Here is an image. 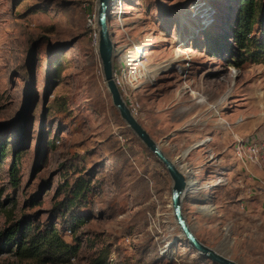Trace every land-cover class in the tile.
Instances as JSON below:
<instances>
[{
	"label": "rangeland",
	"instance_id": "obj_1",
	"mask_svg": "<svg viewBox=\"0 0 264 264\" xmlns=\"http://www.w3.org/2000/svg\"><path fill=\"white\" fill-rule=\"evenodd\" d=\"M211 1L110 0L115 47L131 55L130 43L143 46L140 58L148 75L158 76L137 91L135 117L142 126L153 123L157 88H180L186 82L190 90L184 93L223 116H239L242 133L229 123L231 134L264 141V64L238 68L225 53L209 51L208 38L219 32L210 30L216 21ZM217 1L225 7L232 0ZM96 4L0 0V139L5 140L0 233L23 220L41 229L53 224L67 242L79 244L68 261L54 264H95L97 258L103 264H215L181 236L172 213L170 176L112 103L98 42L86 23L87 14L96 10L97 15ZM13 165L18 181L9 174ZM79 176L90 179L93 189L75 210L87 221L72 235L68 213L53 208L63 197V184ZM193 178L197 191L203 186ZM210 185L215 183L204 187ZM214 192L222 198L209 216L199 212L203 203L194 192L182 201L197 238L238 264H264V199L241 203L223 187ZM0 264L52 263L19 259L8 248Z\"/></svg>",
	"mask_w": 264,
	"mask_h": 264
},
{
	"label": "crops",
	"instance_id": "obj_2",
	"mask_svg": "<svg viewBox=\"0 0 264 264\" xmlns=\"http://www.w3.org/2000/svg\"><path fill=\"white\" fill-rule=\"evenodd\" d=\"M179 90L171 84L157 88L154 125L143 127L169 158L182 163L180 166L185 174L189 175V168L196 171L195 178L203 186L192 193L203 203L199 212L204 216L213 213L222 198V195L216 196L214 190L220 187L241 203L250 197L262 196L263 190L258 189H261L260 181L264 180V170L252 167L254 177H247L233 156V137L225 125L230 123V127L233 125V129L241 134L239 116H223L216 109L213 111L208 102ZM220 118L226 120V124ZM216 169L221 171L226 182L214 185L216 188L204 187L215 183L220 176L214 173Z\"/></svg>",
	"mask_w": 264,
	"mask_h": 264
},
{
	"label": "trees",
	"instance_id": "obj_3",
	"mask_svg": "<svg viewBox=\"0 0 264 264\" xmlns=\"http://www.w3.org/2000/svg\"><path fill=\"white\" fill-rule=\"evenodd\" d=\"M209 4L216 14V21L210 30L217 28L219 31L216 37L208 38L211 43L209 51L225 53L238 68L246 63L264 64V0H232L225 7L217 0ZM4 141L0 139V158L5 155ZM9 174L12 180L18 181V168L15 165ZM92 189L91 180L83 176L77 177L72 183L66 181L60 189L63 197L53 209L68 213L69 220L66 223L72 235L87 221L85 215L75 213V210L85 205ZM59 217L63 218V214ZM8 248H14L19 259L54 264L68 261L77 253L79 244L67 242L53 224L41 229L23 220L11 224L0 233V254ZM95 264L103 262L97 258Z\"/></svg>",
	"mask_w": 264,
	"mask_h": 264
},
{
	"label": "water",
	"instance_id": "obj_4",
	"mask_svg": "<svg viewBox=\"0 0 264 264\" xmlns=\"http://www.w3.org/2000/svg\"><path fill=\"white\" fill-rule=\"evenodd\" d=\"M110 0H97L96 26L98 32L97 54L100 60L104 83L110 93L111 100L118 110L120 117L132 132L140 139L144 146L161 162L172 180L170 201L173 217L180 230L181 236L199 255L211 260L215 264H238L236 261L219 253L217 249L202 243L195 235L183 213L182 201L186 197L188 174L182 171V163L169 158L161 146L145 130L141 123L133 116L123 100L121 93L113 79L115 64V44L110 31L108 11ZM181 165V166H180Z\"/></svg>",
	"mask_w": 264,
	"mask_h": 264
},
{
	"label": "built area",
	"instance_id": "obj_5",
	"mask_svg": "<svg viewBox=\"0 0 264 264\" xmlns=\"http://www.w3.org/2000/svg\"><path fill=\"white\" fill-rule=\"evenodd\" d=\"M86 23L88 27L92 28L96 44L98 42L96 10L91 14H87ZM130 45L134 49L131 55L123 54L120 48L115 47L116 61L114 64L113 79L123 100L135 117L138 115L140 109V104L135 98L137 91H139L144 81H156V79H153L148 75V66H146L142 61V58H140V56L145 53V48L143 46L135 45L133 42L130 43ZM185 76L186 72H183L182 77ZM188 90H190V85L186 84V82L182 83L179 92H185ZM238 121L240 122L241 120ZM226 125L229 126L228 124ZM232 137L233 141L231 147L233 150V156L237 164L240 165L243 174L247 177H254L252 167L264 170V141L258 140L259 138L257 135L244 138L236 133H232ZM206 139H209V137ZM219 178L215 181V185L224 182V180ZM259 186L261 189L258 190H263L264 192V180L260 181ZM261 197L264 199V194Z\"/></svg>",
	"mask_w": 264,
	"mask_h": 264
},
{
	"label": "bare ground",
	"instance_id": "obj_6",
	"mask_svg": "<svg viewBox=\"0 0 264 264\" xmlns=\"http://www.w3.org/2000/svg\"><path fill=\"white\" fill-rule=\"evenodd\" d=\"M149 73V72H148ZM151 77V76H150ZM158 76L155 77V79L157 78ZM154 79V78H153ZM191 171L193 172V170H190V168L187 170V172L191 175ZM193 177H196L195 174H192V178H189L187 179V191H186V196L189 197V194H191L192 192H195L196 190V180L193 178Z\"/></svg>",
	"mask_w": 264,
	"mask_h": 264
}]
</instances>
